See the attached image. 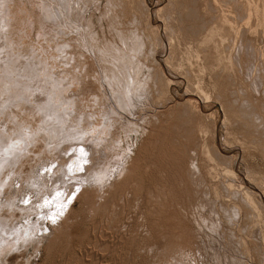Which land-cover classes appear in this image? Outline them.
I'll use <instances>...</instances> for the list:
<instances>
[{
  "label": "rangeland",
  "instance_id": "rangeland-1",
  "mask_svg": "<svg viewBox=\"0 0 264 264\" xmlns=\"http://www.w3.org/2000/svg\"><path fill=\"white\" fill-rule=\"evenodd\" d=\"M263 25L264 0H0V229L35 224L0 264H264Z\"/></svg>",
  "mask_w": 264,
  "mask_h": 264
},
{
  "label": "bare ground",
  "instance_id": "bare-ground-1",
  "mask_svg": "<svg viewBox=\"0 0 264 264\" xmlns=\"http://www.w3.org/2000/svg\"><path fill=\"white\" fill-rule=\"evenodd\" d=\"M230 1H231V0H230ZM235 1H236V0H235ZM262 2H263V1H262ZM154 3H155V2H154ZM156 3H157V2H156ZM236 3H237V2H236ZM244 3H245V2H244ZM225 6H226V5H225ZM245 6H246V5H245ZM157 7H158V4H154V5L152 4V6H151L150 8H151V9H155V8H157ZM231 7H232V6H231ZM208 8H209V7H208ZM233 8H234V7H233ZM238 8H239V7H238ZM257 8H258V7H257ZM214 9H215V8H214ZM230 9H231V8H230ZM237 10H238V9H237ZM255 10L258 11V9H256V8H255ZM157 11H158V10H157ZM257 11H256V12H257ZM215 12H216V11H215ZM239 12H240V11H239ZM249 12H250V11H249ZM150 13H151V12H150ZM213 13H214V12H213ZM225 14H226V13H225ZM243 14H244V13H243ZM227 15H228V14H227ZM227 15H226V16H227ZM237 15H239V14H237ZM252 15H253V14H252ZM257 15H258V14H257ZM258 16H259V15H258ZM214 17H215V16H214ZM241 17H242V16H241ZM252 17H253V16H252ZM152 18H153V17H152ZM220 18H221V17H220ZM243 18H244V17H243ZM225 19H226V18H225ZM232 19H233V18H232ZM248 19H249V18H248ZM248 19H247V20H248ZM157 20H158V19H157ZM226 20H227V19H226ZM250 20H251V19H250ZM260 20H261V19H260ZM153 21H154V19H153ZM233 21H234V20H233ZM236 21H237V20H236ZM258 21H259V20H258ZM227 22H228V21H227ZM256 22H257V21H256ZM158 23H159V22H158ZM245 23H246V22H245ZM215 24H216V23H215ZM232 24H233V23H232ZM241 24H242V23H241ZM241 24H240V25H241ZM246 24H247V23H246ZM155 25H156V24H155ZM189 25H190V24H189ZM156 26H157V25H156ZM197 26H198V25H197ZM199 26H200V25H199ZM219 26H220V25H219ZM231 26H232V25H231ZM233 26H234V25H233ZM246 26H247V25H246ZM263 26H264V25H263ZM225 27H226V26H225ZM248 27H249V26H248ZM204 28H205V27H204ZM213 28H214V27H213ZM232 28H233V27H232ZM252 28H253V27H252ZM186 29H187V28H186ZM218 29H219V28H218ZM246 29H249V28H246ZM214 30H215V29H214ZM239 30H240V29H239ZM257 30H258V29H257ZM161 31H162V30H161ZM243 31H244V29H243ZM165 32H166V31H165ZM162 33H163V32H162ZM216 33H217V32H216ZM206 35H207V34H206ZM167 38H168V37H167ZM207 38H208V37H207ZM241 38H242V37H241ZM162 39H165V38L162 37ZM246 41H247V40H246ZM241 43H242V42H241ZM247 43H248V42H247ZM244 44H245V43H244ZM64 45H65V44H64ZM245 45H246V44H245ZM244 49H245V48H244ZM65 50H66V49H65ZM245 53H246V52H245ZM5 57H6V56H5ZM66 57H67V56H66ZM66 57H65V59H68V57H67V58H66ZM242 58H243V57H242ZM247 58H248V57H247ZM239 59H240V58H239ZM239 59H238V60H239ZM158 60H159V59H158ZM125 61H126V60H125ZM246 61H247V60H246ZM65 62H68V61L66 60ZM239 62H240V61H239ZM249 62H250V61H249ZM124 63H125V62H124ZM131 63H132V62H131ZM160 63H161V62H160ZM165 64H166V63H165ZM246 65H247V63H246ZM248 65H249V64H248ZM248 65H247V66H248ZM166 66H167V65H166ZM64 68H65V67H64ZM169 72H170V71H169ZM172 73H173V72H172ZM169 75H170V74H169ZM135 78H136V77H135ZM176 78H179V77H176ZM169 79H170V78H169ZM173 79H174V78H173ZM170 80H172V79H170ZM170 80H168V82H170V83L174 81V80H173V81H170ZM5 81H6V80H5ZM5 81H4V83H5ZM131 81H132V80H131ZM175 81H176V80H175ZM178 81H179V80H177L176 82H178ZM124 82H125V81H124ZM176 82H175V83H176ZM135 83H136V81H135ZM175 83H174V84H175ZM125 84H126V83H125ZM123 85H124V84H123ZM123 85H122V86H123ZM172 85H173V83H172ZM175 85H176V84H175ZM169 86H170V85H169ZM133 88H134V87H133ZM36 89H37V88H36ZM125 89H126V88H125ZM33 90H34V89H33ZM126 90H128V88H127ZM129 90H130V89H129ZM178 91H179V90H178ZM180 91H181V90H180ZM26 92H28V91H26ZM121 92H122V91H121ZM29 93H30V92H29ZM119 93H120V91H119ZM130 93H131V92H130ZM127 94H129V93H127ZM127 94H126V95H127ZM5 95H6V94H5ZM15 95H16V94H14L13 96L15 97ZM23 95H24V94H23ZM56 95H57V94H56ZM130 95H131V94H130ZM19 96H21V95L19 94ZM64 96H65V95H64ZM120 96H122V95H120ZM24 97H25V96H24ZM27 97H28V96H27ZM75 97H76V96H75ZM75 97H74V98H75ZM173 97L176 99V101H177L178 99H180V98L177 97V96H173ZM182 97H184V98H186V97L194 98V97H196V95H195V93H186V92H185V94H183ZM15 98H18V97H15ZM25 98H26V97H25ZM59 98H61V100H62V102H63L64 104L69 103L68 100H67L65 97L60 96ZM123 98H124V97H123ZM128 98H129V97H128ZM6 99H7V98H6ZM10 99H12V98H10ZM10 99H9V100H10ZM119 99H120V98H119ZM196 99H197V98H196ZM25 100H26V99H25ZM125 101H126V100H125ZM180 101H181V100H180ZM187 101H188V100H187ZM200 101H201V100H200ZM12 102H13V99H12ZM16 102H17V103H16ZM23 102L25 103V101H23V99H22V100H21V104H22ZM109 102H110V101H109ZM122 102H123V100H122ZM201 102H203V100H202ZM14 103H15V104H18V103H19V102H18V99H16V101H15ZM28 104H30V103H28ZM28 104H27V102H26L25 105H21V106H23V107L26 106V105L28 106ZM201 104H202V103H201ZM67 105H68L67 108H71L70 104H67ZM75 106H76V105H75ZM214 106H215V105H214ZM1 108H2V107H1ZM200 108H202V107L200 106ZM209 108H210V107H209ZM75 109H76V108H75ZM75 109H74V110H75ZM65 110H66V109H65ZM71 110H72V109H71ZM74 110H73V111H74ZM203 110L207 111L208 108L203 107ZM75 111H76V110H75ZM96 111H97V110H96ZM211 111H212V110H211ZM3 112H4V111H3ZM67 112H68V111H67ZM69 112H70V111H69ZM60 114H61V113H60ZM67 115H69V114H67ZM4 116H5V115H4ZM70 116H71V115H70ZM68 117H69V116H68ZM69 118H70V117H69ZM41 121H42V119H41ZM82 122H83V121H82ZM98 122H99V121H98ZM40 123H41V122H40ZM2 124H3V123H2ZM42 124H43V123H42ZM42 124H41V125H42ZM80 126H81V125H80ZM76 127H77V126H76ZM5 128H7V127H5ZM54 128H55V127H54ZM59 128H60V127H59ZM10 130H11V129H10ZM54 131H55L54 134H56V135L59 134V136H60V133H62V136L64 135L63 132L58 131V132H60V133L57 134L56 130H54ZM172 132H173V131H172ZM1 133H2V132H1ZM1 133H0V134H1ZM51 134H52V133H51ZM0 136H1V135H0ZM7 136H8V135H7V133H6V135H5V136H1L0 139H1L2 137H4L3 139H6V140H7L8 137L10 138L11 133H10V135H9L8 137H7ZM26 136H27V135H26ZM50 136H51V135H50ZM84 136H85V135H84ZM5 137H7V138H5ZM29 137H30V136H28V138H29ZM55 137H56V136H55ZM57 137H58V136H57ZM57 137H56V138H57ZM26 138H27V137H26ZM60 139H61V138H60ZM89 139H90V138H89ZM18 140L20 141L21 139H18ZM12 141H13V140H12ZM76 141H77V140H76ZM86 141H87V140H86ZM1 142H2V141H1ZM1 142H0V143H1ZM7 142H8V141H7ZM10 142H11V141H10ZM13 142H14V141H13ZM21 142H22V141H21ZM78 142L80 143V141H78ZM8 143H9V142H8ZM16 143H18V141L15 142V143H13V144L15 145ZM19 143H20V142H19ZM22 143H23V142H22ZM74 143H75V141H74ZM91 143H92V142H91ZM13 144H12V142H11L9 145H7V144L2 145V144H1V145H0V148L3 149L2 152H4V153L7 154V153H10L9 150L13 149V148H12V145H13ZM84 144H85V142H84ZM93 144H95V143H93ZM77 145H78V144H77ZM85 145H86V144H85ZM97 145H98V144H97ZM87 146L90 147V145H87ZM91 146H93V145H91ZM13 147H15V146H13ZM58 147H59V146H58ZM78 147H79V146H78ZM91 148H92V147H91ZM205 148H206V147H205ZM59 149H60V148H59ZM70 149H71V148H70ZM72 149H73V148H72ZM85 149H86V148H85ZM96 149H99V148H96ZM96 149H95V150H96ZM68 150H69V149H68ZM95 150H94V151H95ZM11 151H12V150H11ZM57 151H58V150H57ZM63 151H64V150H63ZM77 151H78V150H77ZM61 152H62V151H61ZM67 152H68V151H67ZM67 152H66V153H67ZM80 152H81V151H80ZM85 152H86V151H85ZM90 152H91V151H90ZM82 153H83V152H82ZM11 154H12V152H11ZM84 154H85V153H84ZM84 154H83V155H84ZM89 154H92V153H89ZM94 154H97V153L95 152ZM62 155H65V154H62ZM85 155H86V154H85ZM85 155H84V156H85ZM57 156H58V155H57ZM68 156H69V155H68ZM68 156H67V157H68ZM88 156H89V155H88ZM93 156H95V155H93ZM70 157H71V156H70ZM73 157H75V156H73ZM85 157H86V156H85ZM96 157H97V156H96ZM57 158H58V157H57ZM68 158H69V157H68ZM83 158H84V157H83ZM94 158H95V157H94ZM2 159H3V158H2ZM6 159H7V157H6ZM89 159H90V157H89ZM95 159H96V158H95ZM4 160H5V158H4ZM4 160H3V162H4ZM61 160H62V159H61ZM85 160H86V159H85ZM59 161H60V160H59ZM78 161H79V160H78ZM3 162H0V163H1V164H0V169H2V167H3V165H2ZM64 162H65V161H64ZM80 162H81V161H80ZM91 162H93V161H91ZM91 162H89V163H91ZM51 163H53V162H51ZM66 164H67V163H66ZM72 164H74V163H72ZM82 164H83V163H82ZM57 165H59V164H57ZM69 165H70V164H69ZM69 165H68V166H69ZM75 165H77V163H76ZM78 165H79V164H78ZM8 166H9V165H8ZM43 166H44V165H43ZM99 166H100V165H99ZM45 167H46V166H45ZM59 167H60V166H59ZM59 167H57V169H59ZM66 167H67V166H66ZM69 167H70V166H69ZM84 167H85V166H84ZM87 167H88V166H87ZM90 167H91V166H90ZM90 167H89V169H90ZM96 167H97V166H96ZM100 167H101V166H100ZM100 167H99V168H100ZM103 167H104V166H103ZM9 168H10V167H9ZM61 168H62V167H61ZM61 168H60V170H61ZM67 168H68V167H67ZM67 168H66V169H67ZM77 168H78V167H77ZM104 168H105V167H104ZM37 169H38V168H37ZM54 169L56 170L55 167H54ZM62 169H63V168H62ZM68 169H69V168H68ZM74 169H76V167H75ZM83 169L85 170L84 172H88V171H86V170H87L86 168H83ZM100 169H101V168H100ZM102 169H103V168H102ZM102 169H101V171H102ZM70 170H71V169H70ZM78 170H79V168H78ZM174 170H175V169H174ZM57 171H59V170H57ZM57 171L55 172L56 174H57ZM61 171H62V170H61ZM61 171H59V172H61ZM64 171H65V170H64ZM75 171H76V170H75ZM103 171H104V170H103ZM34 172H35V171H34ZM76 172H77V171H76ZM84 172H83V173H84ZM97 172H98V171H97ZM53 173H54V171H53ZM63 173H64V172H62V174H63ZM71 173H72V172H71ZM102 173H103V172H102ZM105 173H106V172H105ZM40 174H41V173H40ZM108 174H109V172H108ZM108 174H107V175H108ZM16 175H17V174H16ZM58 175H59V174H58ZM64 175H65V174H64ZM66 175H67V174H66ZM41 176H42V175H41ZM27 177H28V176L26 175L25 178H27ZM56 177H57V175H56ZM56 177H55V178H56ZM62 177H63V176H62ZM82 177H83V176H82ZM57 178H60V177H57ZM57 178H56V180H57ZM63 178H64V177H63ZM79 178H81V177H79ZM79 178H77V179H79ZM4 179H5V178H4ZM29 179H30V178H29ZM75 179H76V178H75ZM60 180H63V179L61 178ZM67 180H68V179H67ZM79 180H80V179H79ZM127 180H128V179H127ZM249 180H250V179H249ZM63 181H64V180H63ZM82 181H83V178H82V180H81L80 182H82ZM124 181H125V179H124ZM80 182H79V183H80ZM243 182H244L247 186H249L248 188L251 187V185L249 184V182H248V181L246 180V178H244V177H243ZM71 183H72V182H71ZM21 184H22V182H21ZM24 185H25V184H24ZM50 185H51V184H50ZM73 185H74V184H73ZM157 185H158V184H157ZM60 186H61V185H60ZM247 186H246V187H247ZM41 187H42V186H41ZM49 187H50V186H49ZM119 187H120V186H119ZM149 187H150V186H149ZM156 187H157V186H156ZM53 188H54V187H53ZM59 188H60V187H59ZM68 188H69V187H68ZM248 188H247V189H248ZM50 189H51V188H50ZM121 190H122V189H121ZM255 190H256V189H255ZM46 191H47V190H46ZM128 191H129V190H128ZM242 191H243V190H242ZM2 192H3V191H2ZM54 192H55V190H54ZM54 192H53V193H54ZM117 192H118V191H117ZM246 192H248V191H245V193H246ZM42 193H43V192H42ZM45 193H46V192H45ZM76 193H77V192H76ZM113 193L115 194V191H114ZM46 194H47V193H46ZM117 194H118V193H117ZM248 194H249V193H248ZM248 194L246 193L247 196H248ZM55 195H56V193H55ZM44 196H45V195H44ZM56 196H57V195H56ZM109 196H110V195H109ZM156 196H157V195H156ZM54 197H55V196H54ZM61 197H62V195H61ZM111 197H112V196H111ZM116 197H117V196H116ZM149 197H150V196H149ZM57 198H58V196H57ZM161 198H162V197H161ZM52 199H53V198H52ZM52 199H51V200H52ZM55 199H56V198H55ZM61 199H62V198H61ZM112 199H113V198H112ZM118 199H119V198H118ZM51 200H50V202H51ZM53 200H54V199H53ZM66 200H67V199H66ZM70 200H71V199H70ZM110 200H111V198H110ZM42 201H43V200H42ZM105 201H106V200H105ZM115 201H116V200H115ZM38 202H39V201H38ZM43 202H45V201H43ZM58 202H59V201H58ZM66 202H67V201H66ZM107 202H108V201H107ZM109 202H110V201H109ZM0 203H1V202H0ZM39 203H40V202H39ZM45 203H46V202H45ZM52 203H53V202H52ZM59 203H60V202H59ZM105 203H106V202H105ZM40 204H41V203H40ZM49 204H50V203H49ZM61 204H62V203H61ZM61 204H60L61 209H63ZM6 205H7V204H6ZM38 205H39V204H38ZM63 205H65V203H64ZM36 206H37V205H36ZM40 206H41V205H40ZM56 207H57V206H56ZM35 208H36V207H35ZM29 209H30V207H29ZM37 209H38V208H37ZM41 209H42V208H41ZM49 209H50V208H49V206H48V210H49ZM58 209H59V208H58ZM125 209H126V208H125ZM52 211H53V210H52ZM60 211H61V210H60ZM58 212H59V211H58ZM64 212H65V211H64ZM30 213H31V212H30ZM41 213H42V212H41ZM51 214H52V213H51ZM43 215H44V214H43ZM41 217H42V216H41ZM41 217H40V218H41ZM53 218H54V216H53ZM1 219H2V218H0V220H1ZM131 219H132V218H131ZM29 222H30V221H29ZM31 222H32V221H31ZM36 224H37V223H36ZM13 225H14V224H13ZM32 225H33V226L35 225L34 222H33V224H28V223H27L26 225L23 226V228H24L23 230H21V229H19V228L16 229V227H18L17 225H14V226L11 227V228L9 227L10 229H9V228L6 229V228H4V227H1V229L3 230V232L8 233L7 236L10 237L9 240H7V236H6V241H7V242L5 243V245L8 244L9 242H10V245H13V243H11V241H13V240H17V239L20 238V237L22 238V236H23L24 234H27V232H29V229H30V227H31ZM137 225H138V224H137ZM15 226H16V227H15ZM33 226H32V228H33ZM14 227H15V229H14ZM35 227H36V226H35ZM110 227H111V226H110ZM1 229H0V230H1ZM30 230H31V229H30ZM33 230H34V229H33ZM35 230H36V228H35ZM31 231H32V230H31ZM31 231H30V232H31ZM119 231H120V230H119ZM0 234H1V233H0ZM2 234H4V233H2ZM2 234L0 235V244H2V243L4 242L3 239H4L5 236L2 237V236H3ZM4 240H5V239H4ZM30 240H31V239H30ZM35 243H36V242H35ZM0 246H1V245H0ZM7 246H8V245H7ZM7 246H6V247H7ZM8 247H9V246H8ZM0 249L2 250V247H1ZM3 249H4V248H3ZM1 250H0V253H1ZM89 257H90V256H89ZM89 257H88V258H89ZM94 260H95V259H94ZM91 262H92V260H91ZM97 263H98V262H97Z\"/></svg>",
  "mask_w": 264,
  "mask_h": 264
}]
</instances>
